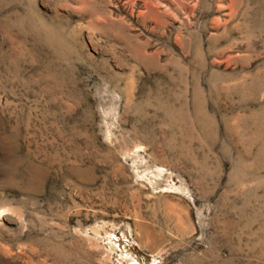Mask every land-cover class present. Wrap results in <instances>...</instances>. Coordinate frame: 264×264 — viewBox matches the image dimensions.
I'll list each match as a JSON object with an SVG mask.
<instances>
[{"label":"rangeland","instance_id":"374dc122","mask_svg":"<svg viewBox=\"0 0 264 264\" xmlns=\"http://www.w3.org/2000/svg\"><path fill=\"white\" fill-rule=\"evenodd\" d=\"M0 264H264V0H0Z\"/></svg>","mask_w":264,"mask_h":264}]
</instances>
